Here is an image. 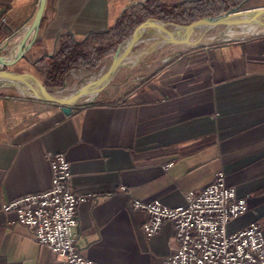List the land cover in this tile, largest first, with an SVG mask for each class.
Listing matches in <instances>:
<instances>
[{
    "label": "crops",
    "instance_id": "0c3cea01",
    "mask_svg": "<svg viewBox=\"0 0 264 264\" xmlns=\"http://www.w3.org/2000/svg\"><path fill=\"white\" fill-rule=\"evenodd\" d=\"M146 1L46 0L34 44L6 69L34 73L62 94L55 85L65 87L75 70L88 69L73 68L55 84L36 62L55 55L66 35L81 41L106 31L127 8ZM40 3L0 0V45L9 37L0 54L13 52ZM162 45L149 50V43L146 50L154 54ZM162 61L117 99L97 101L100 93L93 94L69 113L17 87H0V264H68L15 212L3 210L10 199L51 186L49 153L63 152L71 163L72 186L82 196L76 241L102 264H166L177 246L174 224L166 221L149 237L146 213L133 209L131 200L160 198L176 206L219 170L248 199L249 210L230 229L252 221L264 227V32L191 47Z\"/></svg>",
    "mask_w": 264,
    "mask_h": 264
},
{
    "label": "built area",
    "instance_id": "2783aa9c",
    "mask_svg": "<svg viewBox=\"0 0 264 264\" xmlns=\"http://www.w3.org/2000/svg\"><path fill=\"white\" fill-rule=\"evenodd\" d=\"M3 21H5L3 19ZM52 184L3 205L17 220L34 230L37 241L68 264H102L85 256L76 241L82 196L73 188L71 163L63 152L49 153ZM124 190L126 186L122 187ZM131 206L146 213L145 233L152 237L166 221L175 227L177 246L166 264H264V227L258 221L231 230L230 224L249 210L248 199L219 170L199 190L184 194V202L170 206L160 198H133Z\"/></svg>",
    "mask_w": 264,
    "mask_h": 264
},
{
    "label": "water",
    "instance_id": "95a60500",
    "mask_svg": "<svg viewBox=\"0 0 264 264\" xmlns=\"http://www.w3.org/2000/svg\"><path fill=\"white\" fill-rule=\"evenodd\" d=\"M46 0H41L38 12L34 21L29 25L27 31L23 34L18 44L9 55L0 54V87H17L22 92L38 97L42 100L59 103L67 113L72 111V107L83 102V98L95 94V98L105 87L109 85L117 71L126 65L127 58L132 53L134 47L142 40L152 37L150 34L156 30L160 34L161 40L153 44L149 50L155 49L165 43L184 44L191 42L192 33L199 27L230 26L241 29L247 24H258L264 26V5L257 7L244 8L242 5L233 7L224 13L215 16L200 18L188 24L175 22H165L157 17H150L142 22L128 38L124 39L114 53L111 63L100 77L94 81L87 82L80 86L71 94L63 96L62 94L53 93L51 90L34 74L24 71H11L6 69L7 66L13 65L26 53L34 44L39 32L41 20L44 13ZM183 29L181 34L178 31ZM8 41L0 45V50L8 46ZM199 46V45H198ZM64 89V86L61 88Z\"/></svg>",
    "mask_w": 264,
    "mask_h": 264
},
{
    "label": "trees",
    "instance_id": "16d2710c",
    "mask_svg": "<svg viewBox=\"0 0 264 264\" xmlns=\"http://www.w3.org/2000/svg\"><path fill=\"white\" fill-rule=\"evenodd\" d=\"M245 1L186 0L168 5L159 0H147L137 3L127 8L117 24L106 31L93 32L81 41L70 34L66 35L59 51L52 56H43L36 62V66L53 83L59 84L73 68L97 69L105 56L115 53L120 43L150 17H157L165 22L188 24L203 17L224 13L230 2L236 7Z\"/></svg>",
    "mask_w": 264,
    "mask_h": 264
},
{
    "label": "rangeland",
    "instance_id": "374dc122",
    "mask_svg": "<svg viewBox=\"0 0 264 264\" xmlns=\"http://www.w3.org/2000/svg\"><path fill=\"white\" fill-rule=\"evenodd\" d=\"M264 2L262 0H250L249 2H246L242 4L243 7H257V6H263ZM227 10L233 8L232 3H228ZM228 28L224 25L215 26V27H208L204 32L206 35L215 36L214 39H211L209 41H206L199 46L196 47H202L207 46L216 42L220 41H226L230 39H236V38H242L252 34H245V35H237V36H228L227 32ZM257 34V33H256ZM149 40V39H148ZM204 41V40H202ZM150 41H140L132 53L130 54L131 58L127 60L126 65L122 66L109 85L103 89V91L100 92L99 96L95 98L97 101H112L117 99V97L126 91L132 90L138 85H141L144 81H146V76L150 74V72L156 67H159L163 63L164 58H168L171 55H174L176 53H179L180 51H184L185 49L191 48L186 46L183 47L182 44L179 46L178 44H171V43H165L161 46V48L152 54L151 52H147V48L149 46ZM111 57L108 58L107 62H102L100 66L95 70H80L77 69L74 71V77L72 79L71 83H68V85H65L64 87V93L73 92L75 89H77L82 84H85V76L89 77L90 73H96L99 72L102 68H104L106 65L110 64L112 59ZM69 82V81H68ZM67 84V83H66ZM55 86H64V83L61 85H55ZM54 87L53 85L51 86ZM50 88V87H49Z\"/></svg>",
    "mask_w": 264,
    "mask_h": 264
},
{
    "label": "bare ground",
    "instance_id": "6f19581e",
    "mask_svg": "<svg viewBox=\"0 0 264 264\" xmlns=\"http://www.w3.org/2000/svg\"><path fill=\"white\" fill-rule=\"evenodd\" d=\"M245 8V7H244ZM228 28V31L226 32L228 36H237V35H245V34H252V33H261L264 32V26H260L258 24H247L245 25L243 28L241 29H236L230 26H226ZM208 27H199L197 28L191 35V42L190 43H184L182 44L183 47L186 48V46L188 47H196L206 41H209L211 39H214L215 36H208L206 35V33L204 32ZM183 32V29H180L178 31V34H181ZM152 37H148L146 38L147 40H152L151 42V47L153 44H156L157 42H159V40H161V36L159 33L156 32V30H153V33L150 34ZM204 40V41H202ZM150 47V48H151ZM109 64L106 65L104 68H102L99 72L96 73H90L89 77L85 76V82H90V81H94L95 79H97L98 77H100V75L107 70Z\"/></svg>",
    "mask_w": 264,
    "mask_h": 264
}]
</instances>
